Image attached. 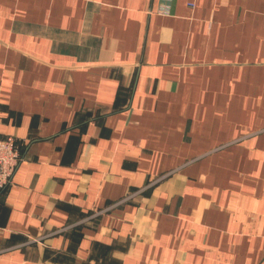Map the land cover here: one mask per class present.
I'll return each mask as SVG.
<instances>
[{"label":"crops","instance_id":"crops-1","mask_svg":"<svg viewBox=\"0 0 264 264\" xmlns=\"http://www.w3.org/2000/svg\"><path fill=\"white\" fill-rule=\"evenodd\" d=\"M9 137L0 264H264V0H0Z\"/></svg>","mask_w":264,"mask_h":264},{"label":"built area","instance_id":"built-area-1","mask_svg":"<svg viewBox=\"0 0 264 264\" xmlns=\"http://www.w3.org/2000/svg\"><path fill=\"white\" fill-rule=\"evenodd\" d=\"M159 13L170 15L169 9H162ZM24 160L14 138L0 139V192L10 185L15 172Z\"/></svg>","mask_w":264,"mask_h":264},{"label":"rangeland","instance_id":"rangeland-1","mask_svg":"<svg viewBox=\"0 0 264 264\" xmlns=\"http://www.w3.org/2000/svg\"><path fill=\"white\" fill-rule=\"evenodd\" d=\"M10 138V137H9ZM12 138V137H11ZM0 139H6V138H0ZM15 141H16V139H15ZM129 197H127L126 199H128ZM125 200V199H124ZM122 203V201H119L118 203H116L117 205L118 204H121ZM34 241H37L36 239H34Z\"/></svg>","mask_w":264,"mask_h":264}]
</instances>
